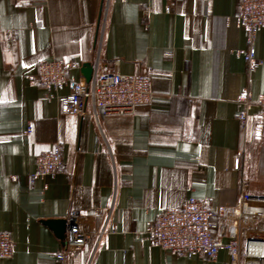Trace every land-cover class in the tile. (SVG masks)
<instances>
[{
	"label": "crops",
	"instance_id": "1",
	"mask_svg": "<svg viewBox=\"0 0 264 264\" xmlns=\"http://www.w3.org/2000/svg\"><path fill=\"white\" fill-rule=\"evenodd\" d=\"M239 3L0 0V233L13 240L0 264H229L225 250L214 261L163 252L147 231L190 197L264 198V29L248 74ZM52 59L70 61L77 80L85 65L145 75L152 101L130 115H71L69 86L37 83L39 61ZM55 144L59 170L32 178L35 156ZM45 220L88 237L59 239Z\"/></svg>",
	"mask_w": 264,
	"mask_h": 264
},
{
	"label": "built area",
	"instance_id": "2",
	"mask_svg": "<svg viewBox=\"0 0 264 264\" xmlns=\"http://www.w3.org/2000/svg\"><path fill=\"white\" fill-rule=\"evenodd\" d=\"M237 19L245 37V49L241 53L245 71L250 74L260 65L255 41L258 31L264 29V0H240ZM71 68L70 61L41 60L36 75L37 83L48 93L69 86L66 111L71 115L83 117L96 115L97 111L103 115H130L152 101V84L145 75L107 73L95 67L89 81L85 82L69 76ZM237 101L245 108L250 105L245 91L240 92ZM236 119L242 126L246 125L244 112ZM61 164L60 147L55 144L35 156L31 176L53 175ZM147 236L150 243L163 252L186 258L201 256L214 261L218 253L225 250L229 254V264H264V198L247 196L231 206H212L190 197L179 209L161 211ZM87 237L72 226L66 233V239L86 240ZM66 253L65 249L55 258L63 261L68 257ZM12 255L13 240L8 232H1L0 261Z\"/></svg>",
	"mask_w": 264,
	"mask_h": 264
},
{
	"label": "water",
	"instance_id": "3",
	"mask_svg": "<svg viewBox=\"0 0 264 264\" xmlns=\"http://www.w3.org/2000/svg\"><path fill=\"white\" fill-rule=\"evenodd\" d=\"M83 72V76L85 79V82H88L92 72L91 69L88 66H84V68L82 69ZM43 223L48 226L50 229H52L55 233V235L59 238V239H64V234L65 231L70 229L71 226H66V223L64 220H45L43 221Z\"/></svg>",
	"mask_w": 264,
	"mask_h": 264
}]
</instances>
